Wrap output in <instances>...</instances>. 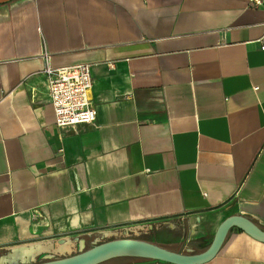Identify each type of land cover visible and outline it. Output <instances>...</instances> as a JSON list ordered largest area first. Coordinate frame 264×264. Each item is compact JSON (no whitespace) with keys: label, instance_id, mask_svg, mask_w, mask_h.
Returning <instances> with one entry per match:
<instances>
[{"label":"crops","instance_id":"crops-1","mask_svg":"<svg viewBox=\"0 0 264 264\" xmlns=\"http://www.w3.org/2000/svg\"><path fill=\"white\" fill-rule=\"evenodd\" d=\"M263 36L250 0H0V264L129 239L202 254L230 216L264 231ZM44 63L89 65L93 125L55 127ZM225 235L204 264H264Z\"/></svg>","mask_w":264,"mask_h":264},{"label":"water","instance_id":"water-1","mask_svg":"<svg viewBox=\"0 0 264 264\" xmlns=\"http://www.w3.org/2000/svg\"><path fill=\"white\" fill-rule=\"evenodd\" d=\"M232 227L247 234L253 240L264 243V231L256 228L249 219L230 216L218 226L209 247L202 254H175L147 242L129 239L100 243L77 255L45 264H97L116 256L149 258L167 264H204L218 253L226 232Z\"/></svg>","mask_w":264,"mask_h":264},{"label":"built area","instance_id":"built-area-1","mask_svg":"<svg viewBox=\"0 0 264 264\" xmlns=\"http://www.w3.org/2000/svg\"><path fill=\"white\" fill-rule=\"evenodd\" d=\"M253 6H264V0H250ZM264 50V36L258 40ZM46 94L54 115V125L60 130L78 125H93L96 111L91 97L92 79L89 65L52 68L44 63Z\"/></svg>","mask_w":264,"mask_h":264},{"label":"rangeland","instance_id":"rangeland-1","mask_svg":"<svg viewBox=\"0 0 264 264\" xmlns=\"http://www.w3.org/2000/svg\"><path fill=\"white\" fill-rule=\"evenodd\" d=\"M100 243H103V242H98L97 244H100ZM93 246L94 245H92V244L86 243L85 247L82 249L75 247V249H73L72 252H70L71 249L67 250L65 252H55L57 255L52 254L49 256V258H44L41 256V257L33 259L32 262H22V263H17V264H45V263H49V262H53V261L63 260L66 257H71L74 255H77V254L81 253L82 251H85V250H87ZM4 264H7V263H4ZM97 264H167V263H164L162 261L158 262V261L153 260V259L140 258V257H136L135 259H130L128 261L126 257L116 256V257H113L111 259L98 262Z\"/></svg>","mask_w":264,"mask_h":264},{"label":"bare ground","instance_id":"bare-ground-1","mask_svg":"<svg viewBox=\"0 0 264 264\" xmlns=\"http://www.w3.org/2000/svg\"><path fill=\"white\" fill-rule=\"evenodd\" d=\"M16 249V248H15ZM34 249V248H33ZM54 249H56V251L57 250H59L60 252H65V250H68L69 249V244H65V245H63V246H57L56 248H54ZM39 250H41V248L40 249H36V250H33V252H32V256L35 254V252H37V251H39ZM25 252V251H24ZM11 253V252H10ZM25 254H23V253H19V252H17V254H12V255H9V256H7V257H5V258H2V262L3 261H5V260H7L8 262H11V264H12V262H16L18 259L20 260V261H23V262H26V260H27V257L28 256H24ZM29 258V257H28ZM32 259H33V257H32ZM31 260H29L28 262H30ZM0 262H1V260H0ZM32 262V261H31Z\"/></svg>","mask_w":264,"mask_h":264},{"label":"trees","instance_id":"trees-1","mask_svg":"<svg viewBox=\"0 0 264 264\" xmlns=\"http://www.w3.org/2000/svg\"><path fill=\"white\" fill-rule=\"evenodd\" d=\"M136 257H131V256H129V257H127V260L129 261L130 259H135Z\"/></svg>","mask_w":264,"mask_h":264},{"label":"flooded vegetation","instance_id":"flooded-vegetation-1","mask_svg":"<svg viewBox=\"0 0 264 264\" xmlns=\"http://www.w3.org/2000/svg\"><path fill=\"white\" fill-rule=\"evenodd\" d=\"M122 257H125V256H122ZM127 258V257H126Z\"/></svg>","mask_w":264,"mask_h":264}]
</instances>
